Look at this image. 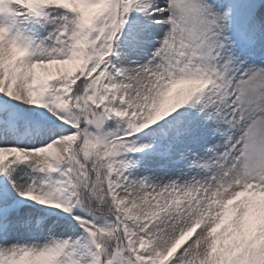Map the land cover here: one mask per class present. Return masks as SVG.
Wrapping results in <instances>:
<instances>
[{
	"label": "snow or ice",
	"instance_id": "1",
	"mask_svg": "<svg viewBox=\"0 0 264 264\" xmlns=\"http://www.w3.org/2000/svg\"><path fill=\"white\" fill-rule=\"evenodd\" d=\"M0 264H264V0H0Z\"/></svg>",
	"mask_w": 264,
	"mask_h": 264
}]
</instances>
